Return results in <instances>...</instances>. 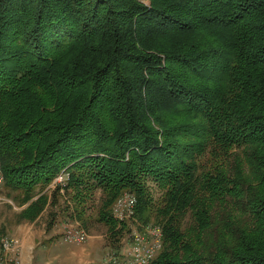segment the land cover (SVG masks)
I'll list each match as a JSON object with an SVG mask.
<instances>
[{
  "label": "trees",
  "instance_id": "16d2710c",
  "mask_svg": "<svg viewBox=\"0 0 264 264\" xmlns=\"http://www.w3.org/2000/svg\"><path fill=\"white\" fill-rule=\"evenodd\" d=\"M117 1L0 0L4 187L23 203L67 166L112 226L152 180L151 264H264V0Z\"/></svg>",
  "mask_w": 264,
  "mask_h": 264
},
{
  "label": "rangeland",
  "instance_id": "374dc122",
  "mask_svg": "<svg viewBox=\"0 0 264 264\" xmlns=\"http://www.w3.org/2000/svg\"><path fill=\"white\" fill-rule=\"evenodd\" d=\"M117 2L121 3L122 1L118 0ZM135 2L139 5H144L147 9L151 7V0H135ZM64 168L67 169V166ZM144 182L149 191L152 208L147 209L140 218L137 217L135 212L133 219L125 218L119 221L120 219L115 220L112 217L114 222L112 226L106 225L103 221H98L97 219L104 197L100 187L93 188L88 195H85L84 200L80 202L78 197L75 198V191L69 188L62 193L57 188H47V184L45 185L46 187L37 185L34 189L35 192L22 203L21 198H23V195L19 191L7 190L2 184L0 186V238L4 236L15 238L20 246L17 251L19 253L22 246L21 239L14 234L16 227L21 224L20 226L32 225V227L38 226L43 229L50 225L52 217L57 215L55 217L57 220L65 218L66 220L78 222L85 231L86 238L82 242H65L61 231V235L58 234L60 242L47 243L43 253L44 256L41 254L40 259L44 260L43 257H45L47 264H114L109 259L115 256L118 264H125L130 260V255L127 252L132 251L133 247L136 246V241L134 240L136 233L143 239L142 248L149 246L153 242V238L157 240L159 232L161 233L160 227L155 223L156 218L152 209L160 204L163 190L158 188L152 180H145ZM125 192L135 196L132 191ZM40 195L46 197L40 213L33 219H19V214L32 201L38 199ZM118 198L119 196L111 205V211ZM71 208H74V214L71 213ZM153 230L155 231L152 233ZM92 235L96 236L93 241L94 245H97L95 248L86 245ZM50 244H53V246L49 247ZM122 252H125V254H122ZM157 254L158 252L153 255V258ZM41 264L45 263L41 262Z\"/></svg>",
  "mask_w": 264,
  "mask_h": 264
},
{
  "label": "built area",
  "instance_id": "2783aa9c",
  "mask_svg": "<svg viewBox=\"0 0 264 264\" xmlns=\"http://www.w3.org/2000/svg\"><path fill=\"white\" fill-rule=\"evenodd\" d=\"M68 180L69 173L66 168H62L53 176L51 181L46 186L47 188L50 187V189L57 188L60 192L64 193V191L68 189ZM2 184H4V174L0 163V186ZM135 205V196L131 193L124 192L119 196L116 204H114L112 208V211H110L111 216L115 220L120 219L119 221L125 218L133 219ZM71 213H75L74 208H71ZM62 226V237L65 242H82L86 238L85 231L78 224V222L67 220L63 222ZM154 231L155 230H153L152 233ZM160 235L161 233L159 232L157 240L153 238V242L149 246L142 248L141 245L143 239L138 233H136L134 235L136 246L133 247L132 251L127 252V254L130 255V260H128L125 264H151L153 255L159 251L161 246ZM18 248H20V246L17 244L15 238H11L9 236L2 237L0 239V264H19V253L17 252ZM122 254H125V252H122ZM109 260L114 264H118L115 256L111 257Z\"/></svg>",
  "mask_w": 264,
  "mask_h": 264
},
{
  "label": "crops",
  "instance_id": "0c3cea01",
  "mask_svg": "<svg viewBox=\"0 0 264 264\" xmlns=\"http://www.w3.org/2000/svg\"><path fill=\"white\" fill-rule=\"evenodd\" d=\"M56 216H53L50 225L46 226V228L43 229H41L42 227L40 225L39 226L41 228H39L38 226L32 227V225H26V227L24 225L20 226L21 224L19 225L20 227H16L14 234H16L21 239L22 246L19 252L20 264H41V262L47 264L45 261V257H43L44 260L40 259L41 254L43 255L45 251V245H47V243L54 244L60 242L59 235H61V231L63 232L62 224L63 222L67 221L65 218H63V220L62 218L57 220L55 218ZM94 237L96 236L92 235L91 238L87 241V246H93V248L97 246L93 243ZM53 244H50L49 247H52ZM31 257H33L32 262ZM60 262L61 261L59 259V263Z\"/></svg>",
  "mask_w": 264,
  "mask_h": 264
}]
</instances>
